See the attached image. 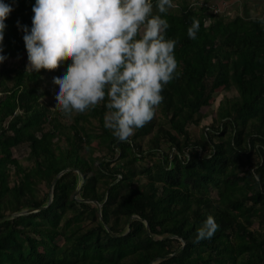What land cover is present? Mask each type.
Instances as JSON below:
<instances>
[{"label": "trees", "instance_id": "16d2710c", "mask_svg": "<svg viewBox=\"0 0 264 264\" xmlns=\"http://www.w3.org/2000/svg\"><path fill=\"white\" fill-rule=\"evenodd\" d=\"M4 2L13 11L0 64V264H264V17L226 21L208 2L187 0L162 17L166 37L178 41L180 75L162 92L168 128L158 127L145 147L138 139L155 122L118 142L104 126L106 102L61 123L40 86L71 61L55 71L9 65L28 55L17 22L31 28L35 0ZM193 19L200 22L195 40L187 34ZM221 87L238 95L204 126L202 108ZM91 117L98 132L85 126ZM190 124L199 134H190ZM61 135L68 145L54 142ZM95 139L109 156H93ZM23 143L29 168L11 153ZM136 164L149 178L141 187L133 186ZM42 183L54 184L52 200L40 196ZM210 215L219 229L197 242Z\"/></svg>", "mask_w": 264, "mask_h": 264}, {"label": "clouds", "instance_id": "9594fccd", "mask_svg": "<svg viewBox=\"0 0 264 264\" xmlns=\"http://www.w3.org/2000/svg\"><path fill=\"white\" fill-rule=\"evenodd\" d=\"M173 7V0L155 5L152 0H35L31 28L17 22L27 70L55 71L71 61L66 72L53 77L59 88L54 108L70 118L106 102L105 128L118 142L130 143L154 118L163 90L180 75L174 53L178 41L166 37L170 24L162 18ZM12 11L0 0V64L7 59L3 40ZM141 27L143 35L137 38ZM199 28L193 19L189 39H197ZM218 229L208 216L196 241L211 239Z\"/></svg>", "mask_w": 264, "mask_h": 264}, {"label": "rangeland", "instance_id": "374dc122", "mask_svg": "<svg viewBox=\"0 0 264 264\" xmlns=\"http://www.w3.org/2000/svg\"><path fill=\"white\" fill-rule=\"evenodd\" d=\"M183 0H173L174 8H177V6H180V2ZM189 5H197L200 6L204 4L205 2H208L211 7H215L219 12L218 15H224L226 16V21H230L234 19L237 15L243 16L244 18H263L264 17V0H187ZM222 13V14H220ZM144 32V28L141 27L139 31V35L142 36ZM8 64L13 67H24L27 69L28 60L27 57L22 58H14L10 59L8 61ZM67 71V68L63 70V73ZM53 77H57L56 75L53 76H45L44 80L41 83L40 91L45 92L44 96L42 97V102L49 105V108L51 111H56L58 109L54 108L56 105L55 100V94L59 91V88L53 84ZM238 93L235 90V88H218L213 93V99L210 103V106L202 108V113L206 114V121L202 123V125H211L212 120L215 119L218 115V106H221L224 104V101L227 100H233L235 97H237ZM88 110L85 111L87 113ZM76 115H79L77 113H74L70 118H66L60 114L59 119L61 123L64 126H69L72 123H74V118ZM91 122L86 124V128L89 132L95 133L98 132L99 129V122L97 119L90 118ZM155 122V127H153L152 131L148 132L145 137H142L138 139L142 145H145V147L148 145L149 140L151 137L156 133V131L162 127V128H168V119L163 115L161 112L160 106L157 108L155 112V116L152 119ZM201 125V126H202ZM50 127V126H49ZM159 127V128H158ZM10 128V119H8L3 124V129H9ZM65 129V128H62ZM188 130L193 135L199 134L200 132V126L196 124H190L188 126ZM1 131V130H0ZM69 132V130L67 131ZM71 133V132H70ZM65 135H61L58 138L54 139V142L57 143L60 146H66L68 145L67 140L65 138ZM94 148L96 151L93 153L94 157H107L109 154L107 153L106 149L102 148L103 146L100 145L98 139H95V142L93 143ZM29 144L23 143L20 146H17L13 148L11 151L12 157L17 159L24 167H31L33 165V162L28 159L29 156ZM81 153H84L86 155V151L83 150ZM88 157V156H87ZM132 169H134V172L136 174L133 177V186H142L145 183L149 181L148 175L143 173L144 167L139 166L138 164L131 165ZM11 181L13 182L16 179V176L13 171H11ZM103 189V188H102ZM39 194L40 196L44 197L47 193L51 196V190L52 186L49 187V185L42 183L39 186ZM125 191V190H124ZM123 189L120 190V193L124 192ZM80 193L75 194L76 197H78ZM74 195V196H75ZM212 199H217V193L215 190L212 191ZM258 226L255 225L254 228H257ZM158 239V238H156Z\"/></svg>", "mask_w": 264, "mask_h": 264}, {"label": "water", "instance_id": "95a60500", "mask_svg": "<svg viewBox=\"0 0 264 264\" xmlns=\"http://www.w3.org/2000/svg\"><path fill=\"white\" fill-rule=\"evenodd\" d=\"M65 172H66V171L60 173L59 177H60L61 175H63ZM56 180H57V179H56ZM56 180H55L54 183H56ZM53 192H54V184H53V186H52L50 200H52V198H53ZM79 192H80V189L77 190L76 194H78ZM75 197H76V195H75ZM27 213H31V212H27Z\"/></svg>", "mask_w": 264, "mask_h": 264}]
</instances>
